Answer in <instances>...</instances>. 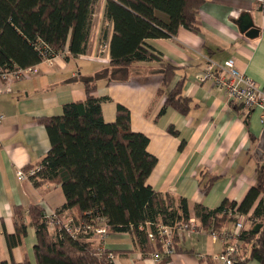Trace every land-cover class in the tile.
<instances>
[{"label":"crops","instance_id":"obj_1","mask_svg":"<svg viewBox=\"0 0 264 264\" xmlns=\"http://www.w3.org/2000/svg\"><path fill=\"white\" fill-rule=\"evenodd\" d=\"M104 9L105 0H99L85 54L66 60L65 52L51 65L39 63L35 76L11 81L10 91L0 92L4 118L0 124V262L28 260L35 264V228L27 218L21 244L11 249L7 245L6 235L16 231L17 208L22 215L31 206L50 214L65 204L61 185L41 181L35 186L33 181L18 179L16 171L38 165L50 149L46 129L38 120L61 115L67 103L84 101L81 79L110 69L113 25L105 18ZM244 13L259 29L255 39L246 38L237 27L236 20ZM196 25L197 33L179 28L173 38L145 42L163 62L175 67L171 87L177 81L182 84L181 95L190 100L186 114L164 108L163 76L157 61L131 64L122 81L98 80L93 96L108 99L101 104L106 123L115 121L118 105L129 110L132 131L149 139L147 152L156 158L146 184L162 195L185 199L190 219L198 225L195 206L213 210L224 199L240 203L255 185L256 169L264 161H259L254 151L264 127L259 123L260 109L246 111L230 104L222 88L211 81L199 83L196 75L208 60L221 64L233 58L237 69L264 90V11L257 0H205ZM101 48L104 51L100 54ZM2 84L0 80L1 88ZM170 127L176 136L170 134ZM210 180L212 184L203 194L201 189ZM74 210L63 215H76ZM244 227L252 229L247 223ZM175 247V254L168 257L149 242L141 248L130 233L110 232L105 243V248L115 254L114 264H211L210 257L219 253L223 244L201 230L188 238L177 237ZM155 253L161 254L159 261L154 259ZM248 264L260 263L251 260Z\"/></svg>","mask_w":264,"mask_h":264},{"label":"trees","instance_id":"obj_2","mask_svg":"<svg viewBox=\"0 0 264 264\" xmlns=\"http://www.w3.org/2000/svg\"><path fill=\"white\" fill-rule=\"evenodd\" d=\"M98 2L0 0V68L34 66L42 62L44 55L52 58L68 52L64 56L68 60L85 54ZM204 2L105 0L104 16L113 25L110 69L81 79L86 94L84 101L67 103L61 115L38 120L46 129L50 149L36 165L42 166L41 171L30 181L35 186L41 181L61 185L65 204L54 212L57 217H72L77 222L87 223L103 218L110 232L132 234L141 248L148 243L147 229L155 232L156 224L174 226L189 220L185 199L162 195L146 184L156 158L147 152L149 139L132 131L129 110L118 105L115 121L106 123L101 104L108 99L96 98L93 92L100 79L125 80L126 70L133 63L157 61L163 76L164 108L171 107L186 114L190 100L181 95L182 84L177 81L171 87L175 67L163 62L145 42L173 38L179 28L197 33L196 16ZM260 9L264 11V4ZM105 32L103 29V36ZM169 132L177 135L172 127ZM263 168L257 167L256 183L240 203L224 199L213 210L200 205L194 207L197 226L206 231L222 230L235 222L236 218L229 213L248 215L253 210L250 217L262 227L257 233L250 229L240 234L242 259H236L234 264H248L251 260L264 264ZM211 184L212 180L201 189L203 194ZM71 209H75L76 215H63ZM15 216L16 231L6 235L8 248L21 244L27 231V218L35 228V264H108L90 241H75L66 235L60 237L58 233H51L41 207L31 206L24 215L17 208ZM0 264L16 263L2 261ZM19 264L30 263L25 260Z\"/></svg>","mask_w":264,"mask_h":264},{"label":"built area","instance_id":"obj_3","mask_svg":"<svg viewBox=\"0 0 264 264\" xmlns=\"http://www.w3.org/2000/svg\"><path fill=\"white\" fill-rule=\"evenodd\" d=\"M257 2L260 6L264 4V0H257ZM103 51L104 48H101L100 54ZM41 54L43 55V52H41ZM100 54L97 56L100 57ZM55 57L47 58L44 55L41 63L51 65ZM37 73L38 69L36 65L26 68H13L10 70L0 68V80L3 82V87H0V92L10 91L9 82L30 79ZM196 80L199 83L211 81L213 85L222 88L226 99L232 105L239 106L246 111L256 108L260 109L262 113L259 118V123L264 127V90L251 78L237 69L233 58H229L221 64L213 63L208 60L204 69L196 75ZM3 119V116L0 114V124ZM41 169L42 166L29 167L25 170L19 169L16 171V176L20 180H30V178L36 176ZM229 214L236 218L231 229H207L208 235L214 242L223 244L222 250L210 257L211 264H234L236 259H242L239 238L242 232L247 231L244 227L245 222L250 228L258 223L257 220L249 216L250 214ZM44 215L51 233H58L60 237L66 235L75 241L88 240L97 249L99 256H105V260L108 264H114L116 258L115 254L105 248V243L110 233V227L103 218H97L96 221L87 223L85 221L77 222L72 217L61 219L54 213ZM201 230L202 229L195 224V220L189 218L186 222L174 226L156 224L155 232L147 229L146 236L151 245L154 247L159 245L160 253L169 257L175 254L174 240L177 237L181 239L188 238L192 235L199 234ZM161 254L155 253L153 255L154 259L159 261Z\"/></svg>","mask_w":264,"mask_h":264},{"label":"water","instance_id":"obj_4","mask_svg":"<svg viewBox=\"0 0 264 264\" xmlns=\"http://www.w3.org/2000/svg\"><path fill=\"white\" fill-rule=\"evenodd\" d=\"M237 27L241 34H243L246 38L255 39L259 35V29L255 27L251 16L248 13L242 14L237 20ZM254 155L259 161H264V130L262 131L256 149L254 151ZM262 227V224L257 223L252 227V231L257 233Z\"/></svg>","mask_w":264,"mask_h":264},{"label":"rangeland","instance_id":"obj_5","mask_svg":"<svg viewBox=\"0 0 264 264\" xmlns=\"http://www.w3.org/2000/svg\"><path fill=\"white\" fill-rule=\"evenodd\" d=\"M263 166H264V164H263ZM245 224H246V222H245Z\"/></svg>","mask_w":264,"mask_h":264}]
</instances>
